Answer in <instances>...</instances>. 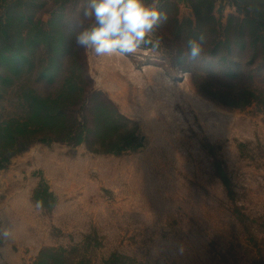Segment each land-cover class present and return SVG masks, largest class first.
Listing matches in <instances>:
<instances>
[{
	"label": "rangeland",
	"instance_id": "rangeland-1",
	"mask_svg": "<svg viewBox=\"0 0 264 264\" xmlns=\"http://www.w3.org/2000/svg\"><path fill=\"white\" fill-rule=\"evenodd\" d=\"M236 1L159 0L167 19L146 37L152 44L112 56L86 49L94 88L138 128L141 146L102 154L84 145L37 143L12 158L0 170V225L10 226L14 238L0 241V264H34L46 248L74 249L90 264H264V112L204 96L180 51L188 25L175 36L179 24L195 21L196 11L210 12L215 22L202 26L206 38L194 66L224 73L229 62L209 57L215 38L209 29L216 24L223 36L232 19L254 15L252 1L240 0L239 9ZM88 2L0 0V57L8 60L0 70L11 80L0 86L3 114L16 111L25 87L42 95L58 87L39 80L55 56L41 44L24 45L33 66L14 68L20 36L42 26L90 28ZM253 30L264 39V23ZM236 45L241 73L252 68L264 82V63L250 66V54ZM69 49L58 58V80L83 63L79 47ZM219 54L227 56L226 48Z\"/></svg>",
	"mask_w": 264,
	"mask_h": 264
},
{
	"label": "trees",
	"instance_id": "trees-1",
	"mask_svg": "<svg viewBox=\"0 0 264 264\" xmlns=\"http://www.w3.org/2000/svg\"><path fill=\"white\" fill-rule=\"evenodd\" d=\"M239 1H236L238 9ZM247 1H252L254 15L246 14L243 19H232L223 36L218 33L221 32L218 25L214 24L209 29L215 35L209 57L228 61L227 70L218 75L199 72L194 65L200 60V55L197 59L191 60L193 66L187 68V72L192 74L195 86L204 96L224 106L244 109L255 105L264 112V82L256 81L252 68L245 74L241 73L244 64L240 62L238 52L231 46L236 45L234 40L238 41L235 47L239 45L240 50L250 54L248 61L250 66L255 67L264 63V39L253 30L254 25L264 23V0ZM209 13L196 11L195 21L189 20L183 24L175 21V24L180 25L175 29V36H180L184 24L188 25L185 48L183 51L180 50L181 53H188V39H196L199 42L201 36L203 39L206 38L202 26L208 22H215V17ZM15 19L8 18L9 21ZM24 19V16H17L19 22ZM48 24L54 26V21L51 19ZM79 31L77 25L65 28L60 26L57 30L52 27L47 30L42 26L35 28V34L28 32L20 36L15 51L17 61L13 64L14 68L23 64L33 66L32 61L25 56L28 51L24 45L41 44L55 56L47 60L48 63L41 70L39 80L45 79L50 84H57L58 87L55 93L48 95H42L34 88L25 87L18 95L15 112L5 115L0 110V170L16 155L37 143L84 145L88 150L102 154L130 152L141 146L138 128L119 111L105 92L94 88L92 78L86 73V48L78 46L76 40L72 38V35L77 36ZM224 37V42L219 40ZM67 42L70 43L69 48L74 45L79 47L83 63L75 65L69 76L58 80L56 75L62 66L58 58L71 51L69 48L65 49ZM200 44L203 46L202 42ZM221 48H226L227 55L222 58L219 54ZM7 61L5 57H0V65ZM8 81L11 82L10 78L6 76L4 70H0V86H7ZM2 95L1 93L0 97ZM78 256L74 249L46 248L41 251L34 264H90L85 258Z\"/></svg>",
	"mask_w": 264,
	"mask_h": 264
},
{
	"label": "clouds",
	"instance_id": "clouds-1",
	"mask_svg": "<svg viewBox=\"0 0 264 264\" xmlns=\"http://www.w3.org/2000/svg\"><path fill=\"white\" fill-rule=\"evenodd\" d=\"M84 16L94 17V25L77 34L76 44L93 49L97 56L135 53L141 45L153 43L146 37L167 19L159 0H153L152 4L146 0H89ZM187 46L189 60L201 55L202 46L196 39H188ZM13 238L11 227L0 225V241Z\"/></svg>",
	"mask_w": 264,
	"mask_h": 264
}]
</instances>
